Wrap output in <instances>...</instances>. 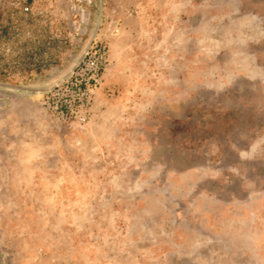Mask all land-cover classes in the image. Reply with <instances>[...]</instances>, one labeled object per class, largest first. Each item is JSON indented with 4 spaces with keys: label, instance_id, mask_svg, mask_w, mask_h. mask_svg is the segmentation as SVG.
Segmentation results:
<instances>
[{
    "label": "rangeland",
    "instance_id": "1",
    "mask_svg": "<svg viewBox=\"0 0 264 264\" xmlns=\"http://www.w3.org/2000/svg\"><path fill=\"white\" fill-rule=\"evenodd\" d=\"M97 0H0V82L42 84ZM264 0H102L54 90H0V264H264ZM258 26V25H257ZM260 33V31H258Z\"/></svg>",
    "mask_w": 264,
    "mask_h": 264
},
{
    "label": "water",
    "instance_id": "2",
    "mask_svg": "<svg viewBox=\"0 0 264 264\" xmlns=\"http://www.w3.org/2000/svg\"><path fill=\"white\" fill-rule=\"evenodd\" d=\"M102 14V0H97L95 22L92 26L90 37L85 47L81 50L79 55L74 59L73 63L70 64L59 76L50 80L49 82L42 84H31V85H14L10 83L0 82V90L11 93L17 96H29V95H40L46 94L56 87L61 85L65 80L69 79L75 69L79 66L85 56L88 54L91 41L95 37L98 27L101 21Z\"/></svg>",
    "mask_w": 264,
    "mask_h": 264
},
{
    "label": "built area",
    "instance_id": "3",
    "mask_svg": "<svg viewBox=\"0 0 264 264\" xmlns=\"http://www.w3.org/2000/svg\"><path fill=\"white\" fill-rule=\"evenodd\" d=\"M102 64H93V62H89V60L86 58L82 64H81V68H84L85 70H87L91 75L89 77V79L87 80L88 83H92V85H95L98 83L99 81V74L100 71L102 69Z\"/></svg>",
    "mask_w": 264,
    "mask_h": 264
},
{
    "label": "crops",
    "instance_id": "4",
    "mask_svg": "<svg viewBox=\"0 0 264 264\" xmlns=\"http://www.w3.org/2000/svg\"><path fill=\"white\" fill-rule=\"evenodd\" d=\"M258 31H260V33H258ZM260 35H264V14H260L258 10L254 8V41L257 38H261ZM262 42H264V39H262Z\"/></svg>",
    "mask_w": 264,
    "mask_h": 264
}]
</instances>
